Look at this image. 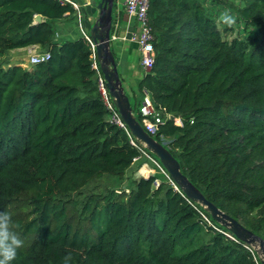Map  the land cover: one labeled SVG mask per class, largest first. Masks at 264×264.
<instances>
[{
    "label": "trees",
    "instance_id": "16d2710c",
    "mask_svg": "<svg viewBox=\"0 0 264 264\" xmlns=\"http://www.w3.org/2000/svg\"><path fill=\"white\" fill-rule=\"evenodd\" d=\"M205 1L148 0L153 59L130 103L142 124L147 91L161 118L153 136L264 241V0H238L222 26ZM68 16L67 1L0 0V211L23 241L12 264H260L165 178L154 185L156 173L72 195L102 175L121 180L142 145L109 120L87 40L54 38ZM32 44L48 56L8 61Z\"/></svg>",
    "mask_w": 264,
    "mask_h": 264
},
{
    "label": "water",
    "instance_id": "95a60500",
    "mask_svg": "<svg viewBox=\"0 0 264 264\" xmlns=\"http://www.w3.org/2000/svg\"><path fill=\"white\" fill-rule=\"evenodd\" d=\"M88 1L97 9L93 22L88 29V35L94 42L95 56L98 60L99 70L105 80L107 91L129 133L158 159L170 178L188 199L200 204L214 221L224 226L237 239L253 247L260 264H264V241L262 237L253 233L238 219L225 213L207 199L180 170L177 159L164 142L149 134L137 120L128 95L119 78L115 57L109 44L114 0Z\"/></svg>",
    "mask_w": 264,
    "mask_h": 264
},
{
    "label": "built area",
    "instance_id": "2783aa9c",
    "mask_svg": "<svg viewBox=\"0 0 264 264\" xmlns=\"http://www.w3.org/2000/svg\"><path fill=\"white\" fill-rule=\"evenodd\" d=\"M69 2L72 7L75 9V21L76 27L79 30L80 34L87 40L91 49V67L95 70V80L97 84V88L100 92L102 102L106 109L109 112V120L121 126L128 134L129 131L126 128L125 124L121 120L113 102L111 96L109 95L107 88L105 86V80L102 76V73L99 70L98 60L95 56L94 52V42L88 35V32L83 28V23L81 19V14L78 11V5L74 0H62ZM117 0H114V2ZM121 3L122 9L124 10L128 22H130L129 26L126 25L123 30L119 33H113L110 30L109 34V42L110 40H119L122 42H131L134 43L136 49L138 50L139 56V64L142 69L147 70L153 59V46H152V33L150 25L147 21L146 10L148 6V0H118ZM114 13V12H113ZM113 19V17H112ZM113 23L111 22V29ZM56 37L54 33V38ZM48 56L47 51H34L27 58V64L33 63L39 60H43ZM138 112L141 116L142 126L143 128L151 135L157 129V124L161 121L160 115L154 109L149 95L145 89H142V97L140 103L138 105ZM165 116L172 117L169 113H165ZM178 122V119H175ZM131 135V134H130ZM129 135V140L132 144L136 145L133 138ZM142 145V144H141ZM139 154L132 158V162H136L138 160H143L152 163L155 166V169L152 167L145 168L146 174H154L156 170L161 174L163 178H165L169 184L177 190L181 195L186 197L183 192L179 189V187L174 183V181L170 178L165 168L161 165L158 159L150 153L143 145L138 147ZM159 181L157 176L153 179V184L156 185ZM187 198V197H186ZM200 205V204H199ZM201 206V205H200ZM202 207V206H201ZM203 208V207H202ZM206 211V210H205ZM201 220L208 225H213V219L210 215H207L204 211L198 210ZM218 229L217 227H215ZM224 234L232 239H237L229 230L225 229ZM251 247V246H250ZM253 248V247H251ZM249 248V249H251Z\"/></svg>",
    "mask_w": 264,
    "mask_h": 264
},
{
    "label": "crops",
    "instance_id": "0c3cea01",
    "mask_svg": "<svg viewBox=\"0 0 264 264\" xmlns=\"http://www.w3.org/2000/svg\"><path fill=\"white\" fill-rule=\"evenodd\" d=\"M78 5V11L81 14V19L83 23V28L88 32V29L93 22V19L96 15L97 9L89 3L88 0H74ZM114 5V4H113ZM112 29L113 33H119L124 29L126 25L129 26L130 22H128L127 16L122 9V7H118L117 5L114 8L113 19H112ZM55 38H74L78 35H81L79 30L76 27L75 17L68 16L62 17L60 19L55 20ZM113 40H110L109 44ZM113 44V43H112ZM110 44V47L114 48L117 52V56L115 57L116 68L119 73V78L121 83L125 89V91L129 95V101H131V95L134 96L136 94L135 87L136 82L144 72L141 65L139 64V54L138 50L134 43L131 42H122L119 40H115L114 45ZM39 47L36 44L21 46L17 48H11L9 51H13L15 55L13 56L16 59L15 62L20 63L21 65H25L24 61H27L28 56L37 51ZM113 50V49H112ZM113 50V51H114ZM24 52L22 55L20 52ZM135 53V59L130 58L131 52ZM24 60V61H23ZM131 63H134L135 71L130 73L129 66ZM134 165V162L126 169V171L130 170ZM137 172V171H136ZM135 173V172H133ZM137 176H145V173H142ZM136 175H132L131 178L137 177Z\"/></svg>",
    "mask_w": 264,
    "mask_h": 264
},
{
    "label": "rangeland",
    "instance_id": "374dc122",
    "mask_svg": "<svg viewBox=\"0 0 264 264\" xmlns=\"http://www.w3.org/2000/svg\"><path fill=\"white\" fill-rule=\"evenodd\" d=\"M208 1L209 0L205 1V6H207L209 8V10L212 11V13L214 14V19H215L216 23L219 24L220 26H222L225 23L223 20L224 14L227 13V14L231 15L229 13L230 10L232 9L230 7V5H235L238 2V0H223V2L218 3L216 5H212L211 7H209ZM116 5L118 7L119 6L122 7L121 3L118 0L115 1L114 5H113V12H114V8ZM220 5H222V6H220ZM114 42H115V40H113L110 44L113 43L112 45H114ZM111 48H112V46H111ZM112 49L114 50V48H112ZM37 51H40V49H37ZM113 52H114V55L116 57L118 55L117 52L115 50ZM23 53L24 52L22 51L19 54L22 55ZM135 53H136V51L134 53L132 51L130 58L135 59ZM14 55H15V53L13 51H9V50L7 51L6 57L10 63H13L16 61V59L13 58ZM24 62L26 65L27 61H24ZM135 67L136 66H134V63L130 64V66H129L130 73H133V71H135L134 70ZM163 141L165 142V140H163ZM131 167L132 168L130 170L126 171L124 176L122 177V179L119 181L117 179H115V177H112L110 175H102V176H99L97 178L91 179L88 183H86L84 186L79 188L78 192H73L72 195L76 196L77 198H81L84 194L88 193L91 190L99 191V190L106 188L107 186L117 188V187L123 185V186L127 187L131 181L132 175L137 176L139 174L142 175V173H145V175H146L145 168H147V167H152L153 169H155V166L152 163L147 162V161H143V160L137 161ZM133 172H135V173H133ZM156 174H157V177L160 179L161 174L157 170H156Z\"/></svg>",
    "mask_w": 264,
    "mask_h": 264
},
{
    "label": "clouds",
    "instance_id": "9594fccd",
    "mask_svg": "<svg viewBox=\"0 0 264 264\" xmlns=\"http://www.w3.org/2000/svg\"><path fill=\"white\" fill-rule=\"evenodd\" d=\"M223 20L227 24L234 23L231 15L225 13ZM23 241L14 231V222L8 212L0 211V264H12L17 257Z\"/></svg>",
    "mask_w": 264,
    "mask_h": 264
}]
</instances>
